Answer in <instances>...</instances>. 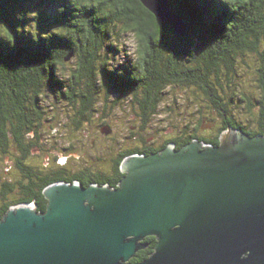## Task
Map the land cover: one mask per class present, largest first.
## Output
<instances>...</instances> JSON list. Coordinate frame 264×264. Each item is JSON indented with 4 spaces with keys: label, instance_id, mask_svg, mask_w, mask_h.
I'll return each mask as SVG.
<instances>
[{
    "label": "trees",
    "instance_id": "obj_1",
    "mask_svg": "<svg viewBox=\"0 0 264 264\" xmlns=\"http://www.w3.org/2000/svg\"><path fill=\"white\" fill-rule=\"evenodd\" d=\"M169 2L189 26L183 36L141 0H0V155L17 148L10 156L13 167L1 170L0 219L18 204L35 202L45 210L44 189L57 181L117 186L124 176L121 163L132 154H149L170 142L180 148L195 138L218 144L231 126L264 133V0ZM128 32L137 43L135 56L124 43L119 46ZM175 84L193 94L200 90L207 105L196 107L190 131L191 125L180 122L178 135L168 133L160 148H151L147 124ZM102 89L134 94L140 120L131 132L135 144L98 156L90 166L75 157L79 147L69 139V145L55 147L71 157L68 163L50 162L53 153L41 152L44 134L68 120L79 130L92 118ZM33 147L41 148L40 160L30 156ZM6 170L18 184H4ZM145 241L150 245L130 262L153 250L155 238Z\"/></svg>",
    "mask_w": 264,
    "mask_h": 264
},
{
    "label": "water",
    "instance_id": "obj_2",
    "mask_svg": "<svg viewBox=\"0 0 264 264\" xmlns=\"http://www.w3.org/2000/svg\"><path fill=\"white\" fill-rule=\"evenodd\" d=\"M183 36L169 0H141ZM109 132V131H107ZM117 186L58 181L47 208L0 219V264H264V133L229 127L218 144L169 143L121 163ZM153 250L130 262L140 249Z\"/></svg>",
    "mask_w": 264,
    "mask_h": 264
},
{
    "label": "rangeland",
    "instance_id": "obj_3",
    "mask_svg": "<svg viewBox=\"0 0 264 264\" xmlns=\"http://www.w3.org/2000/svg\"><path fill=\"white\" fill-rule=\"evenodd\" d=\"M119 43L120 47L122 46V43L125 44L124 47L127 49L128 55L135 56L137 43L132 33L128 32L124 34ZM255 65L258 66L256 60ZM175 85V87H170L171 89L169 88L170 93L166 95L164 105L162 104L160 106L161 110L153 115L151 121L147 124V127H150L148 128L147 133L151 142H159V140H162L168 133L178 135L182 128L181 126L184 127L186 124H192V120L197 116V111L195 110L197 109L196 107L202 108L207 105V98L200 90H195L194 93L197 94L198 92V94L197 96H194L195 94L188 92L186 86L181 84H179L180 86H177L178 84ZM189 90L191 91V89ZM99 95L100 101L98 100L99 102L95 104V110L92 111L93 115L91 119L86 120L79 130L76 128L75 130L72 121L68 120L67 122L59 124L57 127L59 129H55V127L54 131L45 132L44 139L48 140V142H44L45 140L43 139L45 145L42 146L41 152L46 149V151L52 153L56 152L55 147L61 148L69 145V139H73L71 143L76 147H79L75 149L79 152L76 153L77 155H75V157L78 159L80 158L84 164L90 163V166H92L97 164L96 161H98V156L105 159L112 156L121 148L135 144L134 133L131 135V132L135 131L138 124H140V120L135 114L136 107L135 104H133L134 94L123 95L118 93V90L114 93L106 92L102 89L99 91ZM194 97H196L197 100ZM193 99L195 100L196 105H194V102L192 101ZM102 100L104 102H102ZM114 101L118 104H113ZM47 102L50 103V100ZM109 105L112 106L109 107ZM169 107H174V109L169 110ZM54 111L55 110H52V113H54ZM102 121L106 124L108 123L110 126H106ZM196 121L197 120H194L193 123L196 124ZM180 122H182L181 126ZM132 125L135 126V129L131 128ZM192 126L193 125L189 126V131L192 129ZM107 130L110 132H107ZM137 130L141 132L140 128H137ZM66 137L68 140H66ZM136 141L138 140L136 139ZM40 150V147L32 148L30 156L35 157L34 161L40 160ZM16 151L17 148H12L9 149V152L4 156L0 155V176H3L1 170L5 167V164L6 168L8 165H12L13 167L10 156ZM39 154L40 156H38ZM48 158L49 156H47V159ZM72 162H74V160H72ZM65 163L61 162L60 164L64 165ZM100 165L103 166V164Z\"/></svg>",
    "mask_w": 264,
    "mask_h": 264
},
{
    "label": "flooded vegetation",
    "instance_id": "obj_4",
    "mask_svg": "<svg viewBox=\"0 0 264 264\" xmlns=\"http://www.w3.org/2000/svg\"><path fill=\"white\" fill-rule=\"evenodd\" d=\"M131 128H135V126H131ZM235 128H238V127H235ZM140 135V134H139ZM141 140H142V138H141ZM162 141L161 140H159V142H149V143H154V145H152V144H150L151 145V148H156V149H158V148H160V145H162V143H161ZM170 143H175V142H170ZM65 149V148H64ZM66 150H67V148H66ZM57 154V155H56ZM69 159H71V157H68L67 156V154H63V153H58V152H53V155L51 156V157H49L48 158V160H50V162L51 161H53V160H55L58 164H60L61 162L62 163H65V164H67L68 163V161H69ZM49 162V163H50ZM54 162V161H53ZM71 162H72V160H71ZM72 163H74V162H72ZM64 164V165H65ZM61 165V164H60ZM10 170H6V172H5V174H6V177H7V179L6 180H3L4 181V184H8L7 182H10V183H13L15 180V178H14V176H12V175H10V174H12L11 172H9ZM58 182V181H57ZM65 182H69V181H65ZM76 182V181H75ZM80 182V181H79ZM15 183L16 184H18V180L17 181H15ZM81 183V182H80ZM148 238H151V237H154V236H147ZM146 237V238H147ZM145 238V239H146ZM155 238V237H154ZM156 240V239H155ZM146 243H148L149 245H150V243L151 242H148V241H145ZM155 243H156V241H155ZM148 245V246H149ZM141 250V249H140ZM139 250V251H140Z\"/></svg>",
    "mask_w": 264,
    "mask_h": 264
}]
</instances>
